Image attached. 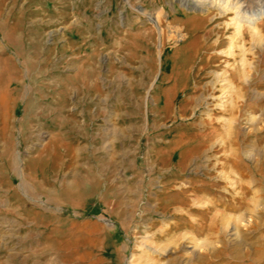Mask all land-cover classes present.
I'll return each instance as SVG.
<instances>
[{"label": "rangeland", "instance_id": "374dc122", "mask_svg": "<svg viewBox=\"0 0 264 264\" xmlns=\"http://www.w3.org/2000/svg\"><path fill=\"white\" fill-rule=\"evenodd\" d=\"M236 1L0 0V264H264V18Z\"/></svg>", "mask_w": 264, "mask_h": 264}, {"label": "bare ground", "instance_id": "6f19581e", "mask_svg": "<svg viewBox=\"0 0 264 264\" xmlns=\"http://www.w3.org/2000/svg\"><path fill=\"white\" fill-rule=\"evenodd\" d=\"M231 8L232 9H235V12H236V20H237V26H238V30L241 29V27L243 26L242 22H246L247 24H249L250 26L254 25L258 20H260L261 18H264V10H261L260 12L258 13H252L251 15L249 16H245L244 14H247V13H243V7H244V3L242 4L240 0H237L236 2L234 3H231ZM248 15V14H247ZM244 20V21H243ZM246 65V64H245ZM244 65V66H245ZM243 66V67H244ZM249 66V65H248ZM246 67V66H245ZM244 67V68H245ZM242 68V67H241ZM240 68V69H241ZM247 70V69H246ZM245 71V70H244ZM243 71V72H244ZM245 74L242 73L240 74V76L244 77L243 75ZM239 75V73H238ZM237 77V76H236ZM239 77V76H238ZM245 78V77H244ZM238 79V78H237ZM221 99V98H220ZM250 108H253V110L259 108L258 106H255L253 105V107H250Z\"/></svg>", "mask_w": 264, "mask_h": 264}, {"label": "clouds", "instance_id": "9594fccd", "mask_svg": "<svg viewBox=\"0 0 264 264\" xmlns=\"http://www.w3.org/2000/svg\"><path fill=\"white\" fill-rule=\"evenodd\" d=\"M216 2H217V3H219V2H220V0H216Z\"/></svg>", "mask_w": 264, "mask_h": 264}]
</instances>
